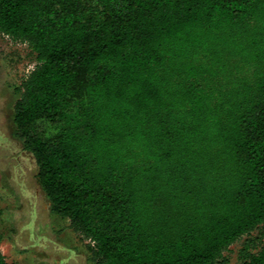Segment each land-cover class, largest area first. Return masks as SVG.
Returning a JSON list of instances; mask_svg holds the SVG:
<instances>
[{"label": "trees", "instance_id": "obj_1", "mask_svg": "<svg viewBox=\"0 0 264 264\" xmlns=\"http://www.w3.org/2000/svg\"><path fill=\"white\" fill-rule=\"evenodd\" d=\"M0 34L36 54L17 132L95 264H227L245 235L264 264V0H0Z\"/></svg>", "mask_w": 264, "mask_h": 264}, {"label": "rangeland", "instance_id": "obj_2", "mask_svg": "<svg viewBox=\"0 0 264 264\" xmlns=\"http://www.w3.org/2000/svg\"><path fill=\"white\" fill-rule=\"evenodd\" d=\"M37 63L26 43L0 34V249L16 264H95L88 241L68 218L52 211L38 180L34 155L25 148L14 120L20 85ZM43 131L49 130L42 124ZM245 235L226 251L227 264H241ZM250 251L264 243V226L250 234Z\"/></svg>", "mask_w": 264, "mask_h": 264}]
</instances>
